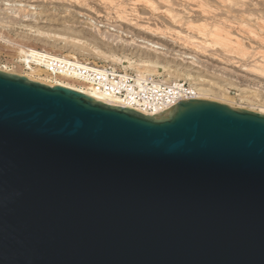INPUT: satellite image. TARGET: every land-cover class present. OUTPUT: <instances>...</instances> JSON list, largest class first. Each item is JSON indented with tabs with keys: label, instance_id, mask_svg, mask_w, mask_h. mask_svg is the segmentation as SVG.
Wrapping results in <instances>:
<instances>
[{
	"label": "water",
	"instance_id": "water-1",
	"mask_svg": "<svg viewBox=\"0 0 264 264\" xmlns=\"http://www.w3.org/2000/svg\"><path fill=\"white\" fill-rule=\"evenodd\" d=\"M0 264H264V113L0 70Z\"/></svg>",
	"mask_w": 264,
	"mask_h": 264
},
{
	"label": "rangeland",
	"instance_id": "rangeland-1",
	"mask_svg": "<svg viewBox=\"0 0 264 264\" xmlns=\"http://www.w3.org/2000/svg\"><path fill=\"white\" fill-rule=\"evenodd\" d=\"M150 1L157 7L149 6ZM223 18L241 41L239 52L235 44L222 45L210 32L216 23L222 27ZM191 22L208 23L206 33ZM148 25L160 26L165 34L144 29ZM56 34L90 44L77 47ZM133 38L136 43H123ZM28 55L34 69L46 71L48 56L68 55L83 64L111 66L162 84L202 83L207 91L201 96L206 99L259 111L264 109V0H0V70L29 73L27 77L52 85L57 78L50 71L31 73L24 60ZM148 58L159 60L174 74L144 70L140 64ZM256 67L263 70L257 72Z\"/></svg>",
	"mask_w": 264,
	"mask_h": 264
},
{
	"label": "built area",
	"instance_id": "built-area-1",
	"mask_svg": "<svg viewBox=\"0 0 264 264\" xmlns=\"http://www.w3.org/2000/svg\"><path fill=\"white\" fill-rule=\"evenodd\" d=\"M48 60L50 70L56 73L54 76L70 81L75 79L78 84H89L93 90L114 99H121L131 108L146 114L160 113L183 98L195 96L193 87L185 84H162L146 76L122 74L111 66L83 63L69 65L53 58ZM62 71L72 78L63 77L65 74Z\"/></svg>",
	"mask_w": 264,
	"mask_h": 264
},
{
	"label": "bare ground",
	"instance_id": "bare-ground-1",
	"mask_svg": "<svg viewBox=\"0 0 264 264\" xmlns=\"http://www.w3.org/2000/svg\"><path fill=\"white\" fill-rule=\"evenodd\" d=\"M110 1V0H109ZM162 1V0H161ZM224 1H226V0H224ZM106 2V1H105ZM154 2V1H153ZM153 2H149L150 4H149V6H152V7H154L155 6V3L153 4ZM164 2V1H163ZM166 3H168V2H166ZM170 4V3H169ZM222 4H223V1H222ZM21 6H23V5H21ZM155 7H157V6H155ZM168 7V6H167ZM165 8V7H164ZM169 8V7H168ZM157 9V8H156ZM159 9V8H158ZM136 12H138V11H136ZM168 12L169 13H172V10H168ZM167 12V13H168ZM235 13V12H234ZM175 14V13H174ZM177 14V13H176ZM180 15V14H179ZM240 15V14H239ZM249 15V14H248ZM170 16V15H169ZM173 17H176L175 15H172ZM171 16V17H172ZM249 16H252V15H249ZM119 17V16H118ZM125 17V15L124 14H122V16H121V18H124ZM128 17V16H127ZM223 17H225V16H223ZM180 18V17H179ZM124 20V19H123ZM227 17H226V22H227ZM229 21H230V19H229ZM202 22H204V21H202ZM134 23V22H133ZM224 18L222 19V27L221 26H219L220 25V23H219V25H217V23L214 25L216 28L215 29H213V31H210L211 32V34H213V35H215L216 37H218L219 39V42L220 43H222V45H233V44H235L236 46H234L235 48H237L238 46H241V41L238 39V36L237 35H235L236 37H233V34H232V31L230 30V29H228L227 28V26H225L224 24ZM228 23V22H227ZM230 23H231V21H230ZM239 23H241V22H239ZM244 23V22H243ZM190 25H191V27H197V28H199V30H201L202 32H205L208 28H206L207 26H208V23H198V24H194V23H190ZM207 25V26H206ZM237 25H239V24H237ZM243 25V24H242ZM210 26V25H209ZM146 28H144V29H147V30H149V31H152V32H154V33H161V34H165L164 32H162V28L159 26H156L155 28H153V27H151V26H145ZM244 27V26H243ZM143 28V27H142ZM230 28H231V26H230ZM248 28H251L252 29V27H247V29ZM167 30V29H166ZM206 33V32H205ZM56 35H58V36H64L63 37V39L61 40L62 42H64V43H71V44H73V45H75V46H77V47H86V45H89L90 43L89 42H87L86 40H84V39H80V38H76V37H73V36H70V35H62V34H56ZM44 36H48V35H46V34H44ZM43 36V37H44ZM47 38V37H46ZM46 38H43V40H45ZM53 38V37H52ZM55 38V37H54ZM60 38V37H59ZM191 39V38H190ZM193 39V38H192ZM120 42H122L123 40L121 39V40H119ZM137 41H136V39H132L131 41H126V40H124L123 41V43H127V44H131V43H136ZM193 43V42H192ZM150 44H152V42H150ZM87 48V47H86ZM241 48H243V47H241ZM238 49V48H237ZM23 50V49H22ZM232 51V50H231ZM238 52H239V49H238ZM241 52L242 53H245L246 52V50H244V49H241ZM30 57H32V55H28V57H26L24 60H28V62H27V66H28V68L31 70V73H35V72H37L38 70L40 71V70H44V69H42V68H37V69H34L33 68V66L30 64ZM68 57H70V56H68V55H65L64 57L63 56H48L47 57V62L46 63H44L43 65H44V67H46V69L48 70V71H50L48 74H50V75H53V74H56V73H54V72H52L51 70H50V67H49V60H48V58H53V59H57V60H61L62 62H64L65 64H69V65H71V64H73V65H79V64H82L81 62H79V60H78V58L77 57H74V59L73 58H68ZM106 57H108V56H106ZM114 59H116V58H118L119 59V57H114V56H112ZM120 61H121V58L119 59ZM162 62H160L159 60H157V59H154V58H148V59H146V60H144V62L143 63H141L140 65H143V67L144 66H146L145 68H144V70L145 69H147L146 71H156V72H160V73H163V75H165V76H169V77H171L172 76V71H170L169 70V68H167V66L166 65H164V64H161ZM5 68V67H4ZM260 70H263V69H261L260 67H256V71L258 72V71H260ZM9 72H12V73H14V72H16V71H13V70H8ZM44 71H46V70H44ZM48 71H46V72H48ZM61 73H63V74H65V75H63V77L65 76V77H68V78H72L70 75H66V73H64V71H62ZM153 73V72H152ZM174 74V73H173ZM25 75H27V76H29L30 74L28 73H26ZM70 76V77H69ZM141 76H145V75H141ZM33 78V77H32ZM56 80H54V82H53V84L52 85H63V86H66V87H70V88H73V89H76V90H79V91H82V92H84V93H87V94H89V95H91V96H93V97H95L96 99H100V100H102V101H104V102H106V103H110V104H112V105H124V106H129L130 107V105L129 104H125L126 102H123L121 99H114V98H111V97H109V96H106V95H104V94H101V93H99V92H97V91H95V90H93L92 88H91V86L89 85V84H78L76 81L77 80H75V79H73V81L76 83H69V82H64V81H70V80H64V79H62V78H60L59 76H56ZM175 78H177V77H175ZM37 79V78H36ZM42 81V80H41ZM72 81V80H71ZM44 83H46V82H44ZM86 86H88V87H86ZM193 89H194V95L195 96H197V97H200V98H207V96H201V93H203V92H205V91H207V87L206 86H204V84H202V83H197V82H194V86H193ZM197 93V94H196ZM198 93H200V94H198ZM259 112H262V113H264V109H262V110H259Z\"/></svg>",
	"mask_w": 264,
	"mask_h": 264
}]
</instances>
